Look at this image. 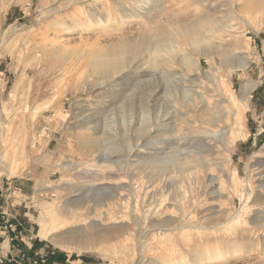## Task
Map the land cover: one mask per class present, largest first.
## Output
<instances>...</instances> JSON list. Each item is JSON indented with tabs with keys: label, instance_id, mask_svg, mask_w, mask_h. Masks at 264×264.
<instances>
[{
	"label": "rangeland",
	"instance_id": "1",
	"mask_svg": "<svg viewBox=\"0 0 264 264\" xmlns=\"http://www.w3.org/2000/svg\"><path fill=\"white\" fill-rule=\"evenodd\" d=\"M149 1L146 7L141 8L140 0H0V194L3 195H0V216L1 219L5 216L11 232L10 240L4 242L0 238V256H4L5 264H19L29 242L33 243L32 248L26 251L24 259L32 256L35 258L31 261L37 259L41 264H158V257L167 246L172 247L174 253L169 255L171 259H175L177 254L185 255L183 262L174 260V264H264V234L249 223L250 217L255 216L258 209L262 210L261 204L264 203V188H260L256 181L258 176L254 173L260 170L256 163L264 160V151L256 156L264 147V2ZM119 5L133 8V15L124 16ZM209 12L218 16V22H224L225 27L219 26L215 34L208 32L210 26L205 24L201 45L214 51L218 74L238 101L232 110L237 112L238 105L244 109L245 124L243 131L234 128L235 143L229 151L223 149L211 156L228 166L227 181L214 188L224 191L225 196L219 198L217 193L207 194L206 189L210 191L212 188L204 179L201 181L204 188L197 195L203 211L225 208L226 203L230 204V210L227 214L220 213L222 218L215 222L211 218L208 221L199 220L198 216V219L191 216L183 221L179 205L181 200L176 198L182 197L183 191L177 186V195L173 194L171 201L177 202L176 211L181 207L179 212L153 215L147 213L146 207L141 204L136 207L138 189L135 188V179L139 170L127 165L136 155L132 152L124 156V142L130 140L134 143L137 140V128L140 127L137 122L144 105L143 99L155 84L146 82L144 86L135 87L149 70L144 61L150 53L147 51L145 59L139 61L142 63L140 69L129 62L130 67L124 69L118 79L101 86L97 84L98 76L93 73L90 64L102 52L111 51L114 54V47H120L125 41H136L148 33L177 29L185 32L187 27H194L198 24L197 20ZM174 35L172 38L177 40L174 46L178 53L192 50L194 44L190 43L188 33L184 35L187 41ZM217 47L244 52L249 57V64L228 76L230 69H224ZM156 56L161 58L159 54ZM202 61L208 69L206 58L203 57ZM173 62V66L163 62V70L181 71L175 58ZM246 83L256 84L249 102L240 99L241 86ZM220 91V94L211 92L227 99L225 90ZM125 99L128 101L124 108L122 102ZM124 112L128 115L125 121L121 118ZM87 118L93 121L87 123ZM131 120L136 121L132 129L127 125ZM157 127L156 124L148 133L144 132L140 140L153 146L154 140L160 138L167 141V138L180 132L178 124L175 134L161 136ZM217 127L228 128L229 125ZM84 138L98 139L103 143L102 148L106 143L118 147L114 152L107 149L109 152L106 151V155L114 161L120 160L122 166L114 164L103 174L114 172L118 175L117 182L126 185L124 189L117 190L118 196L124 198L127 204L123 206L119 203L121 199L118 197L108 199V202H115L110 205L108 215L119 216L122 223L134 230L130 228L133 232L131 237L111 239V242L98 245V249L68 252L55 245L52 235L43 238L40 231L43 227L51 228L53 223L58 224L62 219H69L71 228H87L93 221L101 222L103 209L93 199L101 195L98 193L106 192L88 190V182L94 176L99 177V170L92 166L103 155L89 154L85 148H80L79 141ZM158 146L172 145L161 143ZM195 147L205 151L207 146ZM205 153L201 152L197 157ZM201 174L204 177L206 171ZM180 179L181 175L177 180ZM98 182L99 186L104 184ZM85 196L87 201H84ZM4 209L6 212H3ZM170 214H179V220L163 228H151L154 220L169 217ZM192 222L201 227L197 228ZM99 225L98 228L106 226ZM223 239L235 241L236 247L239 246L237 251L229 257L215 256L202 261L204 249ZM2 244L4 248H1ZM13 244L21 251L17 252ZM34 250L38 254L33 253ZM48 251L51 258L46 255ZM191 253L202 256L192 263Z\"/></svg>",
	"mask_w": 264,
	"mask_h": 264
},
{
	"label": "bare ground",
	"instance_id": "2",
	"mask_svg": "<svg viewBox=\"0 0 264 264\" xmlns=\"http://www.w3.org/2000/svg\"><path fill=\"white\" fill-rule=\"evenodd\" d=\"M140 1H142V5H139L141 8L146 7L150 3L149 0ZM118 8L121 12H123L124 16L129 17L132 16L135 11L133 8L124 5H119ZM217 17L209 12L207 16L205 15L203 18H199V20H197L198 24L194 25V27H187L185 32H182V30L178 29L171 32L158 31L148 33L136 41H125L120 47H114V54H112L111 51L102 52V55L96 58L90 64L93 73L98 76L97 80L99 81L97 84L101 86L112 81L113 79H118V75L121 74L124 69L126 70L130 67L129 62H133L134 67L140 69L142 67V63H139V61L145 59L144 54L147 51L150 53L148 59L146 57V60L144 61L145 64H148L149 70L144 73L143 78L139 79L138 77V85L135 87L144 86L146 85V82L155 84L153 88L149 90V94H147V96L143 99L144 105L142 111L139 114L140 119L137 122L140 127L139 129L137 128L136 142L133 143L130 140L124 142L126 148V153L124 156H128L132 152H135L136 155V158L133 161H126L127 165L136 167L139 170L137 178L135 179V188L138 189L137 194H135V196L137 195L136 207L137 204H141L142 207H146L147 213L156 214L176 211L175 207L177 206V202L171 201L173 198L172 195L176 194L175 186L183 191V195H181L182 197H176L177 199L181 200H179V205L182 207L183 221L193 216L196 219L199 218V220L207 221L211 218L213 222H215L222 218L221 214H227V212L230 210V204L226 203L225 208L214 210L208 208L209 211H203L201 210L200 202H198L199 200L197 196L199 195V192L202 190V188H204V186L201 184L203 179L206 180L208 186L213 189H210V191L206 189L207 194L210 193L214 195V193H217L219 198L225 196L224 191L214 190V188L217 189V186L219 188L221 184L223 185L225 181H227L226 177H229L228 166L217 160H214L211 158V156L223 149L229 151L231 146L235 143L234 141L236 136L233 135L234 128L237 127L243 131L245 124L243 116L244 109L238 105L236 109L237 112L232 110V107L234 108L238 101H236L237 99L234 96V93L226 88L227 85L225 86V82L222 81V78L218 74V60L214 51L211 52V49L209 50L208 47L206 48L201 45L203 43L202 41H204L202 40V35L204 34L206 27L210 26L207 31L215 34L218 33L217 31L219 30V26H222V28L225 27V23L220 21L218 22ZM203 27L204 29H202ZM185 33L190 35L188 36V39L190 40L191 44H194V47L189 52L186 51L184 53H178L174 46L177 40H175V38L173 39L172 35H179L183 41H187L188 39L186 40L184 37ZM175 35L173 37H176ZM212 49L214 50L215 47ZM216 51L218 54H220L224 69H230L228 70V76L234 71L245 69L249 64V57L244 52L239 53L238 50L234 51V49H232L231 51L220 47H217ZM156 54L160 55L161 60L158 59ZM203 57L207 60L209 65L208 69L203 64ZM173 58L178 61L179 65L181 66V71L163 70V62L173 66ZM255 85V83H246L241 86V101H250L251 92ZM135 87L133 88L135 89ZM210 88H212V90H210ZM221 89L225 90V93H227V99H222L214 92H211L216 91L220 94ZM126 99L122 102V104L124 103L122 105L124 108L126 107L125 102L128 101ZM121 118L125 121L128 118V115L124 112ZM87 119V123H91L93 121L91 118ZM134 123H136V121L131 120V122L127 125L130 129H132L131 126H133ZM156 124L159 126L157 127V131L160 135L167 134L168 136L169 134H175L174 132L177 130L178 124V129L180 132L176 133L175 136H170L167 138V141L160 138L154 140L153 146L149 145L147 142L144 143L141 141L140 139L143 133H148L150 130H152V127L154 128V125ZM225 124H228L229 127H217L221 125L224 126ZM228 133L229 136L231 135L230 137H228ZM161 143L170 144L172 146H158L159 144L161 145ZM194 144L202 147L207 146L206 150H198ZM102 145L103 143H100L98 139L94 140L84 138L79 141V147L83 149L85 148L89 154L91 152V154L99 153L101 156L103 155L101 158H96V163L93 164L94 166H92L99 170L97 172L99 177L96 178L94 176V178L88 182V190L95 189L98 192L105 190L104 192H106L105 194L102 192L98 193V195L101 194L97 196L98 198H92L96 205L103 209V216L100 218L101 222L97 223V221H93L87 228H71V222L69 219H62L61 221L59 220L58 224L53 223L51 228L46 229L43 227L40 231V235L43 237L52 235V241L56 246H58V248L62 250H67L69 252L73 250L95 248L98 245H102L101 243H106V241H110L111 239L132 236L133 232L131 233L130 231V228L132 227H130L128 224L122 223V219L119 218V216H115L113 214L111 217L109 216L110 214L108 215L110 205L113 206L115 203L108 202V199H111L112 197H118L117 199H121L119 203H121L123 206L127 204L124 198L123 200L118 196L117 191L119 188L124 189L126 185L117 182L118 175H116L114 172H105V174H103V171L106 168H112L114 164H117L120 167L122 164H120V160L114 161L108 158L106 155V151H108L107 149L110 148L112 150H109L114 152L115 149L118 148L117 146L113 147L112 145L110 146V144L106 143L104 145L105 147L102 148ZM140 147V150L135 151L136 148ZM263 151L264 147L260 153L256 154V156L260 155ZM201 152L206 153L203 156L200 155L197 157V155ZM256 164L260 169L259 171L256 170L257 172H254L255 176H258L256 181L258 182L260 188H264V160L258 161ZM78 167L79 166H77V168ZM214 170L218 172L215 174L213 173ZM205 171L206 174H204V177H202L201 172ZM180 175L181 179L177 180ZM98 181L104 184L99 186ZM59 187L61 188L62 185ZM74 190L77 191V189ZM87 196H85L84 201L88 200ZM204 197L206 198L205 195ZM205 198L202 197V199ZM202 199H200L201 202L203 201ZM80 205L81 203L79 206ZM261 205H263V209L259 210L257 208L258 210L256 211V215L253 213L256 218H254L255 216L252 215L253 217H250L249 223L253 224L255 229H258L262 234H264V203ZM181 207L178 208L177 211L181 209ZM178 215L175 216L172 214L171 216L168 215L169 217L154 220L155 222H152L151 228H160L161 226L163 228L164 225L178 221ZM99 224H106V226L98 228L100 226ZM191 224H194L197 226V228L201 227V225L196 222H192ZM182 226L183 225H181V228ZM216 242V244H210L204 249L205 252H203L205 253V257L204 259L202 258V261L214 259L215 256L218 258L225 256L229 257V255L237 251L236 249L239 247H236L235 241H226L223 239ZM167 243L169 244V242ZM171 248L172 247L167 246V252L163 251L164 253L158 257V264H174V260L179 262H183L185 260V255L183 256V254H177L175 259H171L169 255L174 254L171 251ZM196 253H191L189 255L192 263H195V261L200 259L198 257L202 256Z\"/></svg>",
	"mask_w": 264,
	"mask_h": 264
},
{
	"label": "crops",
	"instance_id": "3",
	"mask_svg": "<svg viewBox=\"0 0 264 264\" xmlns=\"http://www.w3.org/2000/svg\"><path fill=\"white\" fill-rule=\"evenodd\" d=\"M1 196H3L2 194H0ZM1 200V199H0ZM2 206V204L0 205V207ZM3 212H6L5 211V209L3 210ZM9 235H11V232H10V230H9V228H8V222H7V224H6V219H5V216L3 215V218L1 219V216H0V238H3L4 239V242L7 240V239H9L10 240V236ZM43 237V236H42ZM43 238H45V237H43ZM32 242H29V243H27V245H28V247H27V249L26 248H24L25 249V251H24V254H23V258H21L22 260L21 261H31L32 259L31 258H35V257H30V256H27V258H25L24 259V257L26 256L25 255V253H26V251L28 252L29 251V249L30 248H32ZM13 246V248H15V250L17 251V252H20L21 250L20 249H17L16 247H15V245L13 244L12 245ZM1 248H4L3 247V244H2V246H1ZM41 250V249H40ZM42 250L44 251L45 249H44V247L42 248ZM23 251V250H22ZM42 251V252H43ZM13 251H11V255H13V253H12ZM33 253H35V254H38V251H33ZM17 254V253H16ZM46 255H47V257H49V258H51V256H50V251H48L47 253H46Z\"/></svg>",
	"mask_w": 264,
	"mask_h": 264
},
{
	"label": "built area",
	"instance_id": "4",
	"mask_svg": "<svg viewBox=\"0 0 264 264\" xmlns=\"http://www.w3.org/2000/svg\"><path fill=\"white\" fill-rule=\"evenodd\" d=\"M11 225H13V224H11ZM14 227H16V226H14ZM3 259H4V256H0V264H5ZM9 260L11 261V259H9ZM19 264H41V262L39 260L35 259L33 261H26V262L20 261Z\"/></svg>",
	"mask_w": 264,
	"mask_h": 264
}]
</instances>
